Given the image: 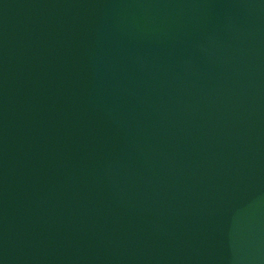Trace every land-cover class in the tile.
<instances>
[{"label": "water", "instance_id": "obj_1", "mask_svg": "<svg viewBox=\"0 0 264 264\" xmlns=\"http://www.w3.org/2000/svg\"><path fill=\"white\" fill-rule=\"evenodd\" d=\"M0 264H264V0H0Z\"/></svg>", "mask_w": 264, "mask_h": 264}]
</instances>
